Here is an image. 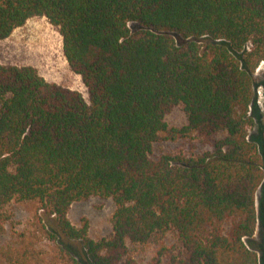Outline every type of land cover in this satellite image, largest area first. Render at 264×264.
<instances>
[{
    "label": "trees",
    "instance_id": "16d2710c",
    "mask_svg": "<svg viewBox=\"0 0 264 264\" xmlns=\"http://www.w3.org/2000/svg\"><path fill=\"white\" fill-rule=\"evenodd\" d=\"M33 17L58 29L89 102L0 64V236L5 208L34 202L70 264H140L129 245L153 246L149 264H260L245 240L264 180L263 132L248 137L264 0H0V41ZM175 108L180 128L165 120ZM185 139L204 151L151 157ZM90 197L115 207L100 239L68 219ZM61 239L81 245L79 259Z\"/></svg>",
    "mask_w": 264,
    "mask_h": 264
},
{
    "label": "rangeland",
    "instance_id": "374dc122",
    "mask_svg": "<svg viewBox=\"0 0 264 264\" xmlns=\"http://www.w3.org/2000/svg\"><path fill=\"white\" fill-rule=\"evenodd\" d=\"M0 64L31 67L46 83L77 91L86 103L89 102L81 77L71 71L63 55L58 29L45 17L27 19L22 27L0 41ZM254 91L255 101L248 110L254 125L248 128V137L249 140L258 139L261 130L264 142V61L259 62L254 70ZM165 120L169 127L180 128L186 124V117L179 108L173 109ZM202 151L204 148L193 139L167 141L154 144L151 157L156 159L163 153L189 155ZM255 200L258 224L254 236L246 239L245 244L259 250L260 264H264V180L257 190ZM36 207L34 202H12L5 208L9 221L0 236V264H17L16 261L10 262L3 256V252H13V260L22 258L23 264H70L60 256L58 243L42 231L40 224L47 225L50 219L45 217L42 210L37 211ZM114 209L110 199L90 197L87 201L74 203L68 212V219L76 227H80L83 220H86L90 237L100 239L112 232ZM36 216L42 219L40 224ZM59 241L69 247L73 257L79 259L82 255L78 242L65 239ZM129 250L140 264H149L155 253L154 247L150 245H129ZM17 251L21 256H17Z\"/></svg>",
    "mask_w": 264,
    "mask_h": 264
}]
</instances>
